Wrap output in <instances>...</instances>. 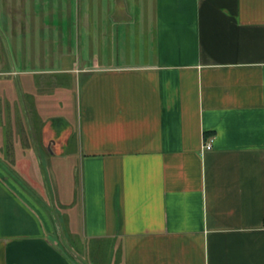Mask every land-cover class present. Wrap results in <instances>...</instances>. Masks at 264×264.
Instances as JSON below:
<instances>
[{
  "label": "crops",
  "instance_id": "1",
  "mask_svg": "<svg viewBox=\"0 0 264 264\" xmlns=\"http://www.w3.org/2000/svg\"><path fill=\"white\" fill-rule=\"evenodd\" d=\"M149 6L66 16L57 60L0 17V264H264V0Z\"/></svg>",
  "mask_w": 264,
  "mask_h": 264
},
{
  "label": "rangeland",
  "instance_id": "2",
  "mask_svg": "<svg viewBox=\"0 0 264 264\" xmlns=\"http://www.w3.org/2000/svg\"><path fill=\"white\" fill-rule=\"evenodd\" d=\"M133 3H136L138 7H150V0H137L136 2L129 0H115L109 2H97L96 0H0V17L6 21L7 29H14L17 31V22L29 21V23H24L21 25L22 36H24L23 48L32 46V48L51 49L54 52L53 57L55 60L61 56V33L62 21L67 16L68 29L70 30V41L72 42L75 37L71 30L75 31L77 25H87L92 26L93 22L91 20L92 15L97 12L109 11L115 9L116 11L122 10L123 8H133ZM77 15L79 20L77 21ZM83 15V16H82ZM81 17H83L81 19ZM86 18H89L86 20ZM62 21V22H61ZM64 30V29H63ZM9 34V33H8ZM10 35V34H9ZM9 39V38H8ZM12 44V42H11ZM40 63L46 62L48 58L46 54H40ZM57 80H62L61 76L57 75ZM59 95V109L60 112H66L65 104H62L63 99ZM49 162L47 161V166L40 168L38 172L35 173L33 170L32 175L40 186H42L41 191L39 186L34 188L37 196L40 197L41 203L46 210L49 211L51 216L52 224L54 225L51 232V238L57 243L63 241L64 234L68 235V230L65 224V214L63 202L59 200V196L56 195L53 189L52 181L53 173L59 171V167H49ZM53 165V164H51ZM71 167L67 164L61 167V187L64 192L72 193V177L69 178ZM31 173V171H30ZM60 173V172H59ZM58 173V175H59ZM58 198V199H57ZM65 240V239H64Z\"/></svg>",
  "mask_w": 264,
  "mask_h": 264
},
{
  "label": "built area",
  "instance_id": "3",
  "mask_svg": "<svg viewBox=\"0 0 264 264\" xmlns=\"http://www.w3.org/2000/svg\"><path fill=\"white\" fill-rule=\"evenodd\" d=\"M210 142H211V138H209V139H207L206 141H204V142L202 143V146H208V145H210Z\"/></svg>",
  "mask_w": 264,
  "mask_h": 264
}]
</instances>
